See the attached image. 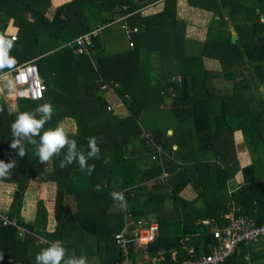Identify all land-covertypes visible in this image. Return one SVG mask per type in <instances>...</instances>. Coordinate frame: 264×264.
I'll use <instances>...</instances> for the list:
<instances>
[{"label":"trees","instance_id":"1","mask_svg":"<svg viewBox=\"0 0 264 264\" xmlns=\"http://www.w3.org/2000/svg\"><path fill=\"white\" fill-rule=\"evenodd\" d=\"M50 1L0 0V33L17 37L11 50V55L17 60V66L42 56L36 62L48 90L41 104L51 103L55 109L53 119L45 124L44 130L55 128L59 121L67 117L74 119L77 131L70 137L76 139L78 148L85 153L88 150L87 139L93 136L98 138L100 157L88 161L90 165H94V170L89 175L96 180V187L102 185L107 188L106 185L114 176L119 186L118 190L127 191L128 188L139 185L138 192L141 193L146 182H156L153 183L154 188L166 185L155 180L164 172H172L174 175L170 179L172 196L180 198V192L188 184L193 185L195 193L190 199L192 203L213 196V199L205 200L206 206L201 209L200 216L191 223L183 224L178 234L168 233L167 227L163 228L160 225V235L148 246L147 251L152 256L163 252L165 256L163 264H181L183 259L199 258L208 254L215 239L202 220L209 219L217 226L226 223L232 203L240 207L241 212L257 225L264 224V182L255 177V163L241 168L238 162L229 161L226 148L230 142L226 143V139H221L225 134L227 138L235 130H242L245 135L251 134L255 124L264 120V97L260 100L254 92L251 93L254 91L252 85L258 90L260 85L264 84V23L260 22L262 10L258 9L262 8L261 4L255 2L249 8L239 3L235 9L229 10L239 34V39L233 43L223 10L227 0L195 1L198 6L215 12L218 18L215 17L210 23L204 44L207 47L214 46L204 49L205 53L202 51L199 57L192 58L202 60L207 57L218 60L222 66L221 72L226 75L225 80L232 83L230 94L227 90L216 93L210 87L209 81L212 79L209 78L215 76L212 71L203 69L199 75L191 76L198 73L196 66L195 68L183 66L182 54L187 24L167 18L171 15L176 18L173 8L176 0H167L164 10L154 15H144L140 10L156 0H71L56 9L52 20L47 15ZM93 9L98 10V13L93 16L85 14L86 10ZM239 11H244L242 12L244 26L237 23ZM129 16L131 17L128 23ZM99 19L101 26L123 22L131 48L111 59L103 55L79 54L72 47L65 46L50 56L57 61L53 65L44 60L49 58L46 57L49 55H45L47 52L28 60L25 59L28 55L20 52L22 47L33 43L35 38L41 39L42 34L59 37L66 29V23L72 27L75 21L80 20L79 28L76 26V33H71L73 37L67 40L73 41L80 35L97 30L100 25L93 28L91 22ZM63 21L65 25L60 27ZM213 24H219L220 28L214 29ZM96 46L97 42L94 45L97 49ZM145 48L159 52L161 70L143 66L146 61L142 62L141 52ZM49 68L53 70L51 74ZM249 68H252L255 74V79L250 81V85L248 82L238 80L239 74ZM69 71L72 72V77L68 75ZM180 74L184 77L181 85L174 79ZM163 79H168V87H171L169 91H163L166 90L162 84ZM111 80L115 81L112 83H119L118 94L130 112L126 116L108 110V102L102 95V86L111 83ZM65 84L68 87H65ZM173 91L176 94L171 98L172 102L168 109L170 118L167 120L170 121L168 126L164 127L159 120L164 118L161 112L167 110L164 107L169 104V97L174 94ZM16 106L14 105L12 112H9L5 101L0 99V108L3 109L0 111V160L5 162L14 160L16 168L8 178L0 181L18 185L8 218L18 219L24 230L0 220V264L35 263L36 254L41 248L46 247L49 241L69 240L64 247L77 248L87 233L96 240L95 247L88 255H96L102 248L113 245L117 251L115 259L111 262L119 260L122 253L113 240V234L120 232L126 222L125 214L123 215L120 208L112 213L107 207L99 206L102 213L97 212L96 215H101L100 219L93 215L89 220L78 217L81 207H78V211L67 210V214L63 212L62 217H58L56 228L50 231L47 227L50 225L48 224L50 206H42L38 200L36 218L33 222H25L21 213L26 203V191L38 188L43 198H47L50 203V188H54L50 185L53 182L58 183L57 177L60 179L64 175L63 169H67L68 166L56 170L58 165L56 169L50 171L44 164L39 163L34 145L25 144L26 154L23 157L18 155V150L10 147L12 142L10 126L16 115L36 109L26 110V105L18 109ZM260 106L263 110L257 112ZM169 127L174 131L170 136L167 133ZM145 129L151 132L157 143L165 146L168 154L175 156L179 153L173 148L174 144H177L178 148L191 146L189 153L191 156L197 152L207 155L205 158H198L197 161L208 159L211 153L212 158L209 159H214L215 163L207 164L206 161H202L201 165L191 166L195 173L190 175L185 165L178 164L183 166V170L176 173L177 164L174 159L168 158L166 164L152 159L153 146L147 144ZM35 139L39 141V137ZM219 140L224 142L221 143ZM56 159V163L59 164L60 157ZM145 161L149 163L145 164ZM218 161L224 162V165ZM112 164H115L116 168L112 167ZM240 169L244 174L243 184L229 194L228 181ZM182 171L192 179L178 183L176 178ZM199 172L200 176H196ZM86 173L88 174L87 171ZM99 173L105 174L106 179H96ZM20 175L27 178L20 180L18 179ZM83 175L82 172L80 176ZM77 176L78 174H75V177ZM58 191L60 193L57 195L58 203L62 204L61 191ZM127 198L128 193L126 201ZM77 202L83 206L79 197ZM191 202L182 203L185 207ZM139 203L140 205L133 207L127 202V208L133 210L135 218L148 215L147 211H144L145 203ZM61 208L62 206L57 208L56 205L57 215ZM159 221L161 222V219ZM107 225L110 226L105 227ZM173 252L176 253V258L172 257ZM218 264H264V249L249 242L247 244L242 242L233 255Z\"/></svg>","mask_w":264,"mask_h":264},{"label":"crops","instance_id":"2","mask_svg":"<svg viewBox=\"0 0 264 264\" xmlns=\"http://www.w3.org/2000/svg\"><path fill=\"white\" fill-rule=\"evenodd\" d=\"M70 1L71 0H51L50 5L52 7V14H51L52 16H50V7H49V12L47 14L48 17L51 18V20H52L55 16L56 9L60 6H63L64 4L69 3ZM166 1L167 0L153 1L152 3L143 7L140 11L142 13H144V15L145 14L146 15H154L156 13H160L161 11L164 10ZM195 1H199V0H193V1L192 0H176V2H175L176 5H175V7H173L174 12L176 13V16H175L176 18H174L172 15H171V18L181 20L183 23L187 24V28L185 30L184 47L185 46L188 47L189 51L193 52L192 56L199 57L201 51H204L203 46H205L204 44H205L207 37H208V32H209L208 29H209L210 23L215 19V17L218 18V16H215V12H213L212 10H208V9H205V8L198 6L197 2H195ZM246 1H249V3L257 2V3L261 4L262 8L261 9L258 8L259 10H262V13L260 14V22L264 23V0H227L226 1L227 5L223 8V10H224L225 15L227 17V22L229 24V30H230L231 34H232L231 25H233L234 27H235V25L231 19V16L229 14V10L235 9L239 3H245ZM167 3H168V1H167ZM242 12H244V11H242ZM242 12L239 11V15H238V19H237L238 24L241 23V19H243V17H244ZM131 16H129L127 18L128 23L130 21L129 18ZM167 18H169V17H167ZM64 25H65V23H64ZM64 25H62L61 27H63ZM191 30H194V31H191ZM235 30H236V27H235ZM186 31H187V33H186ZM237 34H238V32H237ZM97 37L95 39V44L97 42L96 47L98 49L100 44L98 42ZM238 37H239V34H238ZM129 45H130V41H129ZM130 47H131V45H130ZM54 49H51V50L53 51ZM91 54H93L92 49H91ZM142 54H143V51L141 52V55ZM206 59H208V58L202 59L205 61V64H203V69H205V68H208L209 70L213 69L211 67V64L212 63L215 64L214 62H217L218 60L210 58V60H212V62L206 64ZM32 60H34V59H32ZM195 60L200 61V59H195ZM193 67H195V65ZM214 77L215 76H212V79ZM228 85L229 84L226 85L227 89H225V87H224V90L222 89V91L227 90L231 94V90H230ZM115 89L117 90V88H115ZM116 90H115V93H113V92L109 93V91L105 92L106 93L105 95H104V93H102L103 97L107 100L108 104H109V99L112 97H114L116 99L121 98L118 94V91H116ZM252 92H254L257 95L258 99L261 100V98L264 97V84H261L258 90L255 89L254 91H251V93ZM11 105L12 106H10V105L9 106L10 107L14 106V104H11ZM263 109H262V107H259L257 109V112H259V111L261 112ZM167 110H165L164 112L166 113ZM118 114L121 116H126L129 113L123 112V113H118ZM161 114H162V112H161ZM58 124L61 125L62 127H64L65 131L69 134V136H72V134L77 131V123L72 118L67 117V118L59 121ZM145 131L146 130H144V132ZM171 132H172V134L174 133L173 129L169 127L167 130V133L169 136L172 135V134H170ZM185 137H187V135H185ZM225 137H226V134L223 135L221 139H226L225 140L226 143L230 142V146L233 144L234 147L238 148V150H237L238 151V158H237V161H234V162H238L240 164L241 168H243L244 166H247V165L251 164L252 162H254L255 164H257V165H255V175H256L255 177L258 178L257 180L264 182V158L263 157L259 158V160L256 161V160H253V155H252V152H257V153H259V155H264V120L262 122H261V120L258 121L255 124L254 129L251 132V134L246 135V137H245V134L243 133L242 130H235L233 133H231L230 136H228L227 138H225ZM219 141L221 143L224 142V140H219ZM217 143L219 145V142H217ZM174 147H177V151H179V153H177V155H175V156L173 155V157H171L172 159H174V162L177 164L176 173H178V171L183 170V166L178 165V164L185 165L188 169L187 173L190 175V174H194L195 172L193 171L194 169L191 168V165H189V163H191L192 165H201V164H203L202 161H206L205 163H207V164L215 163L214 159H209V158L205 159V160H200V161H193L192 160V162H189L191 159V155L189 154L191 146L178 148V145L174 144L173 148ZM227 148H228V146H227ZM196 154L202 155L198 158H205V154H203L201 152H197ZM196 154L193 157H196ZM56 162H57V159L55 157L52 162H50L49 164L44 165V166L46 167V169L53 171L59 165ZM146 162L147 161H145V164L149 163V162H147V163ZM218 162L221 163L222 165H224V162H222V161H218ZM75 164L76 163H73L72 165H69L67 169H63L62 172L64 173V175L61 176L60 179L57 177L58 183L53 182V184L50 185V187H54V188H50V221H48V224H50V225H47V227L50 229V231H52L53 229L56 228L57 223H58L57 222L58 217H62L63 212L65 214H67L66 213L67 210L78 211V207H81L78 217H82L83 220H89L90 218H93V215L96 218L100 219L101 215H96L97 212L99 214L102 213L101 208L99 209V206L107 207L109 212H112V213L114 211H117L118 208H120L123 211V215L126 214L127 212H129V213L132 212L133 210L130 211V210H128L127 207L121 208V207H118L116 205V203L113 201V199L110 195L112 191L123 192L125 195V198H126V193H128L127 202L129 204L131 203L133 205V207L136 205H140L139 202H144L145 203V210L144 211H147L148 215H145V216L143 215V216L137 217L136 219L138 221L139 220L140 221H148L150 219H156L159 221L161 219V222L160 221L159 222L161 223L160 224L161 227L164 228V226L167 227L168 225H170V224H168L166 226V223H170L169 219H172V215L169 216L170 213L176 214V213H174L175 211H180L183 208L189 206V205H187L184 207L183 203L188 204V201L191 202L190 199L195 195L194 190L192 189L193 185L188 184L180 192L181 193L180 198L175 199L176 207H174L172 205L171 200L169 199L170 197H172L171 195H169L171 192L170 179L172 177H174V175H172L173 174L172 172H169V173L167 172L168 173L167 176L161 177L162 176L161 175L158 179L155 180V181H160V183H164L166 185H164L163 187L154 188L153 183H156V182H153V181L146 182V183H144L145 189L142 190L141 193L138 192L139 191L138 189L140 187L139 185H135L131 188H128L127 191H125L126 189L125 190H118V188L114 190L113 186L110 187V185L107 184L106 185L107 188L102 187V185L99 187L94 186L93 188L96 189L95 193H89V195H86V196L83 194L82 195L79 194L77 196L71 190V187H75V185H73L71 183L70 177H72L71 179L74 178L75 180L80 181V180H82V178L78 177L79 175L77 176L78 178H76L75 174H81L83 171L80 170L79 166L75 167L78 165V164L77 165H75ZM48 165H50V166H48ZM57 168L58 169H56V170H61L60 167H57ZM76 168H77V170H76ZM75 170H76V172H75ZM74 172H75V174H74ZM189 175H187L184 171H182V174L180 176H178L176 178V180L178 181V183L182 182V181H189L190 179H192V177H189ZM87 176L89 177L90 175H87ZM100 176L102 177V179L105 178L104 174L99 173V175L96 179L102 180L100 178ZM243 181H244V174H243L242 170L240 169L233 177H231L229 179V181H228V193L231 194L233 191H235L239 187H241V185L243 184ZM16 187H17L16 183L8 182V181H0V209L6 214H9V212H10L11 205L13 202V198H14V195L16 192ZM59 187L67 190V193L65 194L64 204L62 202V204H63L62 208L59 210V214L57 215L56 214L57 213L56 203L54 202V198L57 196V190H59ZM185 189H186V191H185ZM41 196H42V192H41ZM41 196L39 199H31V198L26 199L27 204L22 208V213H21L25 219V222L26 221L33 222L34 219L36 218L37 209H38L37 202H38V200L41 199ZM77 197H79V199H81L83 206L78 204ZM157 199H158V201H157ZM35 201H36V203H35ZM197 201H201V200H197ZM85 202H86V204H84ZM102 204H105V205H102ZM203 205H204L203 202L201 204H199V206H203ZM205 206L206 205H204L202 207V209L205 208ZM53 207H55V209ZM172 210H174V211H172ZM60 213H61V215H60ZM229 213H230V211L228 212V214ZM133 215H134V213H133ZM125 220H126V218H125ZM193 220H194V217L192 219H189V221H191V222ZM206 220H209V219L202 220V223L204 225H206L204 223V221H206ZM178 222L180 223V226L183 227L182 222L181 221H178ZM108 226H110V225H107L105 227H108ZM215 227H217V225L212 223L208 226V229H209V231H211ZM160 231H161V228H160ZM167 232H168V230H167ZM21 237H23V235ZM42 238H44V237H42ZM44 239H46V238H44ZM46 240H48V239H46ZM56 240H58V239H56ZM193 240L196 241V239H193ZM61 241L63 242L62 239H61ZM64 241L65 242H63V246L65 245V243L69 242V240H64ZM213 244H215V243H213ZM95 245H96V240L90 234L87 233L85 235L84 239H82V241L79 243V246L77 248L72 247V246L71 247L67 246V251L69 254H75L77 256H80V255L86 256L87 257V264L107 263V262H111L115 259V256H116L115 251H117V250H116L115 246H113V245H108L106 248L105 247L102 248V250L99 253H96V255H88V254H90L91 249L93 247H95ZM199 245L201 246L202 243H200ZM259 247H262L264 249V245L259 246ZM201 248H203V247L201 246ZM77 249H79V250H77ZM210 251H211V248H210L209 252ZM97 254L98 255H105L106 260L105 261H98L97 260ZM156 257H158V258L161 257V260H157ZM131 258L133 261H135L139 264H144L147 262H150L152 264H163V262L165 260V256H164L163 252L159 253L157 256H152L148 251H147V253H145L143 250H138L137 252H134L132 254ZM32 264H35V263L33 262Z\"/></svg>","mask_w":264,"mask_h":264},{"label":"rangeland","instance_id":"3","mask_svg":"<svg viewBox=\"0 0 264 264\" xmlns=\"http://www.w3.org/2000/svg\"><path fill=\"white\" fill-rule=\"evenodd\" d=\"M243 6L245 7H249L251 8L253 6V3H249V1H246L245 3H242ZM98 13V10L96 9H93V10H86L85 14L87 16H93V14H97ZM52 14V7L50 5V16ZM216 15V14H215ZM169 20H172V21H178L179 23L183 24V22L181 20H177V19H172L171 17L168 18ZM80 20H77L75 21V24L71 27V25H68L66 23V29H64V31L61 33V35L59 37H56V35L54 36H51V35H48V34H42L41 36V39L39 38H35L34 39V42L33 43H30L29 45L27 46H24L21 48L20 52L22 54H27L28 56H25V59L28 60V58H32L34 56H39L41 54H44L46 53L45 55H49V56H46V57H49V58H44V60L50 64V65H53V64H56L57 61L54 60V59H51L50 56L51 55H54L55 53H57L60 49L64 48L65 46L67 47H72L74 49V51L76 52V47L73 43H71L72 41L70 42H67L68 38H72L73 35L71 33H76V26H77V29L79 28V24H80ZM64 24V21L60 24V27ZM245 24V21L244 19H241V23H240V26H244ZM91 25L93 28H96L97 26L98 27V42L100 44L99 48L96 49L95 47L92 48V52L94 54V56H97V55H103L105 56L106 58H113L115 57L117 54L119 53H122V52H125L127 50H129L131 47L129 45V38H128V35H127V31L125 28H123V22H116V23H111L110 25H106V26H101V20H94L93 22H91ZM212 27L214 29H219L220 28V25L219 24H213ZM48 28V27H47ZM191 31H194V30H191ZM43 33V32H42ZM54 33V32H53ZM187 33V31H186ZM239 39V37L237 38V40ZM219 40V39H217ZM211 41V40H210ZM231 41H232V35H231ZM214 45H209V47L207 46H204L203 49H208V48H211L213 47ZM55 48V49H54ZM51 49H54L53 51ZM51 50V51H50ZM143 54L141 55V59H142V62L146 61L143 66L145 67H149V68H153L154 70H161V57H159V52H152L151 50L149 51L148 49H143ZM202 52V51H201ZM77 53V52H76ZM192 51H189V48L188 47H183V54H182V58H183V66L185 67H193L194 65L196 66V70L198 73H195L191 76H197L199 75V73H202L203 72V64H205V61L204 60H193L192 58ZM205 53V51H204ZM31 55V56H29ZM42 56L40 57H36V61L41 58ZM207 58V57H205ZM27 62V61H25ZM212 62V60H210V58L206 59V64ZM215 64H211V67L213 69H208V68H205L206 70H209V72L213 71V73H215V77L212 79V78H209V79H212L211 81H209L210 83V87H212L214 89V91L216 93H220L222 92V89H224V87L229 84L228 86L231 87L230 90L232 89V83L230 84L229 82L230 81H226L225 80V73H222V66L220 64L219 61L217 62H214ZM50 70V74L51 72H53V70ZM219 73H221L222 75H219ZM68 75L72 77V72L69 71L68 72ZM254 72H253V69L252 68H249L247 70H244L242 72V74H239L238 76V80L239 81H245V82H248L249 85H250V81H252V79H255L254 77ZM183 75H178L176 77H174V79L176 80V82H179L178 84L181 85L182 83V80H183ZM111 83L112 82H115L114 80H111L110 81ZM218 84H217V83ZM162 84H163V87L164 89L166 90H163V91H169L171 87H168V79H163L162 80ZM252 85V84H251ZM65 87H68L66 84L64 85ZM119 86H116V88H118ZM253 89L255 90L256 89V86L255 85H252ZM115 90L116 89H110L109 90V93L110 92H113L115 93ZM117 91V90H116ZM102 92L104 93V95L106 94L105 90H102ZM173 95L171 94L170 95V100H169V104L167 106H165L164 108L166 109H169L170 108V104H171V98H174V95L176 94L175 91H173ZM2 97V98H1ZM0 99L1 101L4 99L6 104H7V108H8V111L10 112L12 106L10 103H8V101L10 100V96H6L5 93H2L0 92ZM33 99H27V98H21L17 101V108L19 109L22 105H26V110H33L35 108H37L36 105H40L42 103V99L40 100H34V101H31ZM109 103L113 105L114 107V111L117 112V113H123V112H126V113H130L127 109V106L125 104V102H123V100L121 98H110L109 99ZM10 105V106H9ZM9 106V107H8ZM19 106V107H18ZM28 106H31V107H28ZM261 107V106H260ZM147 111H149V109H147ZM12 112V111H11ZM162 114L164 115V118H161L159 120V123L164 126V127H167L168 126V123L170 120H167V118H170V112L169 110L166 111V113L164 111H162ZM54 116H52V119H53ZM158 122V121H157ZM146 128V127H145ZM146 131L144 133H149L150 131H148L147 129H145ZM151 133V132H150ZM172 134V133H170ZM145 137V136H144ZM246 137V135H245ZM228 148L227 151L229 153L228 155V160L231 162L234 163V161H237V158H238V148L234 147V145L232 144L230 146V143L227 144ZM175 150H177V147H174ZM252 155H253V160H259V158H264V155H259V153L257 152H252ZM202 156L201 154H196V157H193L191 156V159L189 162H192L193 161H197L198 160V157ZM207 156V155H205ZM173 157V154H167L164 156V161H165V164L167 163V159L168 158H171ZM209 158H212L211 157V153H210V156H208ZM188 162V163H189ZM116 164V163H115ZM115 164H112L111 166L116 168V165ZM189 165H191L192 167H194L195 165H192L191 163H189ZM257 165V164H255ZM50 166V165H48ZM111 167V168H112ZM16 168H14L12 171H16L15 170ZM262 169V168H261ZM77 170V168H76ZM75 170V172H76ZM195 172V169L193 170ZM74 172V174H75ZM83 177L80 176V174H78L80 178H82V180L80 181H77L75 180L74 178L71 179L72 177H70V181L73 185H75V187H71V190L73 191L74 194H77L78 193L80 195H89V193H95L96 192V189H94L93 187L95 186L96 184V180L92 178V176H87L89 174L86 173V170L83 171ZM103 174V173H102ZM201 172H199L198 174H196V176H200ZM105 175V174H104ZM76 177V178H78ZM27 177L23 176V175H20V177L18 179L20 180H24L26 179ZM100 178L102 179V177L100 176ZM123 178V177H122ZM106 179V175H105V178ZM17 184V183H16ZM110 187L113 186V189H117L119 188L118 184H117V181H116V178L113 176L110 181H109V184ZM18 188V185L16 187V189ZM171 189V187H170ZM59 190H61V200H63V204H64V201H65V194L67 193V190L63 189V188H60L59 187ZM41 191V190H40ZM39 191V189H35V190H31L30 191H26V199H39L40 196H41V192ZM77 192V193H76ZM60 195L59 191L57 190V195ZM181 194V193H180ZM171 192H170V194ZM177 197H170L169 199L171 200L172 202V205L174 207H176V204H175V199ZM206 199H213V196H207L205 199L202 198L201 201H195V203H190L189 206L185 207V208H181L182 210L180 211H175L174 213L176 214H173V213H170L169 216L172 215V219H169V222L170 223H166V226H167V230H168V233H172V234H178L182 228L180 226V223L178 221H181L182 224H187V223H190L191 221H189V219H192L194 217V220L200 216V211L202 209V207L204 206H199V204H201L202 202L204 203ZM40 201V205L42 206H50V203L48 201L47 198H43V195L41 196V199L39 200ZM39 201L37 202V207L39 206ZM57 201V202H56ZM54 202L56 203L57 205V208L59 206H62L63 204H60L58 203V199H57V196L54 198ZM36 203V201H35ZM27 204V202L25 203V205ZM24 205V206H25ZM233 205V203H232ZM55 209V207H53ZM177 209V208H176ZM174 211V210H172ZM97 260L98 261H105L106 260V257L105 255H98L97 254Z\"/></svg>","mask_w":264,"mask_h":264},{"label":"built area","instance_id":"4","mask_svg":"<svg viewBox=\"0 0 264 264\" xmlns=\"http://www.w3.org/2000/svg\"><path fill=\"white\" fill-rule=\"evenodd\" d=\"M131 30H128L130 32ZM98 35V30L91 31L77 37L72 43L76 47V52L79 54L91 55V49L95 45V39ZM16 36H7V39L16 40ZM133 45V43H131ZM19 71L14 75L20 76L17 83L18 93L10 97L8 103L17 104L21 98L40 100L45 96L48 90L47 84L41 76L40 68L36 60L24 62L17 66ZM119 86V83H105L102 89L109 91ZM27 90L28 95L23 96L21 93ZM2 92V91H0ZM5 93L6 92H2ZM129 95H126L128 97ZM108 110H113L112 104H108ZM147 137V144L153 146L152 159L159 160L162 164L165 163L164 156L167 154L165 146L157 143L151 133L144 134ZM164 172L161 177L167 176ZM227 222L213 228L210 233L215 239V244L211 246V251L199 258L183 259L181 264H218L226 258L233 255L242 242H249L256 246L264 245V224L257 225L255 221L245 216L240 207L233 204L230 207V213L227 215ZM126 222L122 230L114 234V240L121 249V257L115 262L99 263V264H139L132 260L131 256L138 250H143L147 253V248L151 243H154L160 235V223L156 219L148 221H138L132 212L125 214ZM0 220L6 224L16 226L24 230L19 224L18 219L10 220L8 214L0 209ZM209 226L212 224L210 220L204 221ZM172 257L176 258V253H172ZM161 260V257H156Z\"/></svg>","mask_w":264,"mask_h":264},{"label":"clouds","instance_id":"5","mask_svg":"<svg viewBox=\"0 0 264 264\" xmlns=\"http://www.w3.org/2000/svg\"><path fill=\"white\" fill-rule=\"evenodd\" d=\"M7 37V36H6ZM0 35V91L6 92L8 96H14L18 93L17 83L20 76L14 75L18 72L17 60L11 55L13 41ZM36 60V59H34ZM28 95L25 90L21 93ZM0 111H3L0 108ZM55 113L51 103H43L35 110L20 112L16 115L11 124L12 142L10 147L18 150V155L23 157L26 154L25 144L35 146V155L39 158V163L47 165L55 157H60L59 167L61 169L78 164L81 171H87L88 174L94 170V165L88 163L91 159H99L100 147L97 137L87 139V152L80 150L76 139L69 136L64 127L57 125L55 128L44 130L45 124L52 119ZM39 137V141L35 139ZM15 168V162H5L0 160V179H6ZM111 197L118 207L126 208L127 201L121 191H112ZM35 264H87V257L75 254H69L60 240L49 241L46 247L35 256Z\"/></svg>","mask_w":264,"mask_h":264},{"label":"water","instance_id":"6","mask_svg":"<svg viewBox=\"0 0 264 264\" xmlns=\"http://www.w3.org/2000/svg\"><path fill=\"white\" fill-rule=\"evenodd\" d=\"M65 23V22H64ZM64 25V24H63ZM231 31H232V42L235 43L237 41V38H238V34L235 30V27L233 25H231ZM0 35H4L5 37L7 36L6 34L4 33H0ZM7 38V37H6Z\"/></svg>","mask_w":264,"mask_h":264}]
</instances>
